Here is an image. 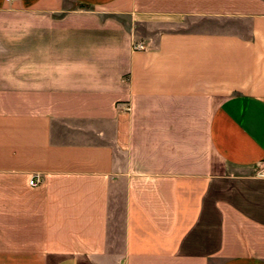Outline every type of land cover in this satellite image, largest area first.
Returning <instances> with one entry per match:
<instances>
[{"label": "crops", "instance_id": "crops-1", "mask_svg": "<svg viewBox=\"0 0 264 264\" xmlns=\"http://www.w3.org/2000/svg\"><path fill=\"white\" fill-rule=\"evenodd\" d=\"M263 164L264 0H0V264H264Z\"/></svg>", "mask_w": 264, "mask_h": 264}, {"label": "built area", "instance_id": "built-area-1", "mask_svg": "<svg viewBox=\"0 0 264 264\" xmlns=\"http://www.w3.org/2000/svg\"><path fill=\"white\" fill-rule=\"evenodd\" d=\"M6 1L11 2L12 0H6ZM144 48L145 47L142 44L136 45V47H135L136 50H143ZM260 176L264 177V168L260 171ZM40 183H41V180L38 177H34L30 180L29 185H30V187L35 188L38 185H40Z\"/></svg>", "mask_w": 264, "mask_h": 264}]
</instances>
